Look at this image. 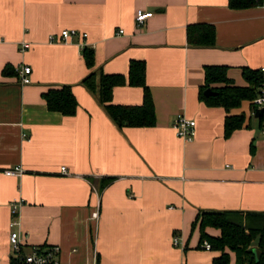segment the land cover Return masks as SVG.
Listing matches in <instances>:
<instances>
[{
  "label": "crops",
  "instance_id": "crops-1",
  "mask_svg": "<svg viewBox=\"0 0 264 264\" xmlns=\"http://www.w3.org/2000/svg\"><path fill=\"white\" fill-rule=\"evenodd\" d=\"M140 10L154 14L143 26ZM200 24L215 27L216 46L189 43V28ZM63 31L80 36L51 41ZM85 48L95 53L92 68ZM132 62L145 63L154 127L120 128L85 84L94 74L98 86L102 75L128 78ZM20 66L31 67V84L4 73ZM210 66L227 67L238 87L248 86L243 69H264V6L0 0V264L14 262L12 231L23 236L25 254L59 246L62 264H213L221 253L202 248V214L264 216V130L244 102L230 114L245 115L246 127L226 137L228 113L200 98ZM64 87L78 102L74 116L50 111L44 99ZM143 102L140 87L114 89V105ZM179 115L196 121L193 140L178 137ZM17 167L23 175L5 173Z\"/></svg>",
  "mask_w": 264,
  "mask_h": 264
},
{
  "label": "trees",
  "instance_id": "trees-1",
  "mask_svg": "<svg viewBox=\"0 0 264 264\" xmlns=\"http://www.w3.org/2000/svg\"><path fill=\"white\" fill-rule=\"evenodd\" d=\"M232 10H248L264 6V0H229ZM189 43L199 48L216 46L217 33L214 26L200 24L191 26L188 30ZM84 59L88 68L95 64V53L85 48ZM15 72L7 67L5 74ZM206 86L200 92V98L209 106L222 107L228 113L225 122L227 138L236 131L246 127L245 115H231V111L240 109L244 102H250L253 111H257L253 102L259 97L264 82L261 70L243 69V78L247 87H238L228 77L227 67L210 66L205 69ZM129 83L133 87L144 90V102L139 107L118 106L112 103L114 89ZM86 86L92 92H98L101 103L105 106L112 120L120 127L150 128L156 125L155 104L149 87L146 85V66L143 62H132L129 77L123 75H102L99 86L96 75L85 80ZM215 86V87H212ZM212 89L214 96H206L205 92ZM48 109L64 116H74L78 109V102L70 87L52 90L44 95ZM264 130V114L259 119ZM201 243L205 241L211 245V250L220 252L213 264H231V254L235 255L236 264H264V216L251 213L208 212L202 214L198 220ZM221 232L219 237L207 233V229ZM261 252L257 260L254 250ZM229 251V252H227Z\"/></svg>",
  "mask_w": 264,
  "mask_h": 264
},
{
  "label": "built area",
  "instance_id": "built-area-1",
  "mask_svg": "<svg viewBox=\"0 0 264 264\" xmlns=\"http://www.w3.org/2000/svg\"><path fill=\"white\" fill-rule=\"evenodd\" d=\"M153 13H146L144 11H138L136 16V22L139 26H143L149 19L153 18ZM123 33V31H121ZM80 36V33L77 31H63L61 35L57 37H52V42H69L74 38ZM83 38H86V34L81 35ZM28 46L24 45V49ZM264 74V69L261 70ZM15 73L20 76L21 82L23 85L31 84L30 76L32 74L31 67L20 66L15 69ZM253 105L257 110L264 109V82L260 90L259 97L253 102ZM175 131L177 132L178 137L191 141L196 137V127L197 123L194 120L188 119L186 116L179 115L173 125ZM264 134V132H263ZM65 170V169H63ZM9 176H21L24 171L21 167L15 169H10L5 172ZM19 208V204L13 205V213L16 214ZM95 218H98V214L94 215ZM18 226V221L14 220L11 224L12 228ZM24 238L18 231H12L10 234V243L12 250L14 252L15 258L13 264H62L60 260L61 248L59 246L49 247V248H40L35 247L31 250L30 253H24ZM180 244V239L178 237L174 238V245L178 246ZM202 248L206 250H211V245L209 242L205 241L202 245Z\"/></svg>",
  "mask_w": 264,
  "mask_h": 264
},
{
  "label": "water",
  "instance_id": "water-1",
  "mask_svg": "<svg viewBox=\"0 0 264 264\" xmlns=\"http://www.w3.org/2000/svg\"><path fill=\"white\" fill-rule=\"evenodd\" d=\"M205 95L206 96H214L216 95V93L214 91H212V89H208L206 92H205ZM264 114V109H260V110H257L256 111V115L255 117L257 119H260L262 117V115ZM254 253L256 254V257H257V260L259 261L260 260V257H261V252L259 250H254Z\"/></svg>",
  "mask_w": 264,
  "mask_h": 264
}]
</instances>
